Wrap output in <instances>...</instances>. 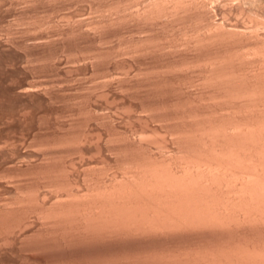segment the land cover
Here are the masks:
<instances>
[{"label": "rangeland", "instance_id": "rangeland-1", "mask_svg": "<svg viewBox=\"0 0 264 264\" xmlns=\"http://www.w3.org/2000/svg\"><path fill=\"white\" fill-rule=\"evenodd\" d=\"M212 5L213 22L239 31L238 36L228 42L210 38L212 43L203 16L194 10L177 20L140 22L135 16L140 4L131 0H0V264H157L162 256L173 260L176 255L178 261L179 253L183 259L186 252L214 250L215 245L216 250L264 243L263 225L237 226L231 233L80 238L74 228V234L61 231L75 224L58 230L46 218L61 204L76 212L107 183L119 186L135 164L179 163L182 153L197 155L204 143L198 136L202 128L209 127L211 139L226 127L244 137L247 126L232 123L240 113L251 123L260 119V125L252 124L258 140L257 130L264 126V102L258 99L264 94V0H216ZM253 22L263 27L252 28ZM222 71L226 81L229 73L235 78L225 83ZM246 91L257 96L247 99ZM216 126L221 128L215 131ZM214 142L209 148L217 152ZM229 142L227 150L238 148Z\"/></svg>", "mask_w": 264, "mask_h": 264}, {"label": "bare ground", "instance_id": "bare-ground-1", "mask_svg": "<svg viewBox=\"0 0 264 264\" xmlns=\"http://www.w3.org/2000/svg\"><path fill=\"white\" fill-rule=\"evenodd\" d=\"M132 1L134 3L136 2L137 5L140 4V8H139V10H137L135 12V16L137 15V17L139 18V21L141 19L143 23H145L146 21L147 22H151V21H155V20L160 21V18H168V17L185 18V17H183L182 13H184L188 10L189 11L194 10V11H198V13H200L203 16V20H205L204 24L209 29L208 34H205V33L204 34L207 38H209V40L211 42H212V40L210 38H212V39L220 38L223 40L226 39L228 42V41H230V38L234 34H237V36L239 35L238 34L239 31L235 32L232 30H228L226 28L224 29L221 27V24L218 25L217 23L216 24L214 23L215 21L213 22V18H212L213 14H211V10L208 8V6L210 4L212 5V2H214L216 0H143V2L144 1L146 2L144 4H143V2H141L139 0H131V2ZM131 14L132 13H130V15ZM168 20H169V18H168ZM258 20H256V21L258 22ZM254 21H255V19H254ZM259 21H261V19ZM257 22H255V23L253 22V24H251V26L253 25L252 28L253 27L257 28L259 25L260 26L263 25V24L261 25L259 23V25L257 26ZM261 23H264V21L263 22L261 21ZM223 25L225 26V24H223ZM244 25H246V24H244ZM249 25H248V27H249ZM246 27H247V25H246ZM210 30H211V32H210ZM200 36L201 35H199V38H201ZM234 36H233V38H234ZM202 38L205 39L204 37H202ZM237 38H239V37H237ZM194 39H196V38H194ZM203 39H201V40L203 41ZM201 40H200V42H201ZM192 41H193V39H192ZM207 42H209V41H207ZM224 43H226V41H224ZM224 50H226V49H224ZM238 53H240V52H238ZM236 57H238V56H236ZM223 59L225 60V58H223ZM210 64H212V62ZM214 64H216V62ZM216 72H219V71H216ZM211 74L213 75V73H211ZM217 74H219V73H217ZM229 74L231 75V77H230V75H228V77H230V79L235 78L234 74H231V73H229ZM220 75H222L221 72H220ZM224 75H225V73L223 72L222 78L225 80L226 75L225 76ZM255 76H256V74H255ZM255 76L253 75L252 77H255ZM236 77H238V76H236ZM222 78H221V81H222ZM214 79H216V78H214ZM229 80L228 81L225 80V83L228 84ZM235 80L234 81L231 80V81H233L235 83V84L234 83L233 84L236 87V83L237 84H239V83H238V79L236 80L237 82ZM260 81H262V80H260ZM218 82L219 81L215 82L216 85L221 84ZM242 83H243V81H242ZM257 84H260V82L259 83L257 82ZM230 85L233 86L231 83H230ZM230 85H228V87H231ZM249 85H250V83L247 84V86H249ZM224 86L226 87L227 85H224ZM224 86H222V87L224 88ZM243 86H245V85H243ZM219 87L220 86H218L217 88H219ZM261 87H263L262 82H261ZM232 88H234V87H232ZM252 88H253V86H252ZM245 90H248V87ZM259 90L258 91L255 90V91L259 92ZM222 91H223V89H222ZM260 92H261V90H260ZM243 93H244L243 95L246 98L249 97V95L254 96L253 95L254 92H252V91H251V93H249V92H247L246 94H245V92H243ZM254 94L256 95L257 93H254ZM260 95H259L258 99L261 97L260 99L263 101H259V102L262 103V102H264V94L262 96H260ZM251 96H250L251 99L249 98L250 100H252ZM254 98L257 100L256 97H253V100H254ZM242 99H244V97ZM242 102H246V101H242ZM257 103L258 102H256L255 104L257 105ZM247 104H249V103H247ZM242 105H240V106H242ZM261 105L264 106V104H261ZM240 106L238 107L237 105H235V107H237L236 109L240 108ZM255 109H256V107H255ZM261 110H264V109L260 108V111ZM255 111L253 112V114L255 113ZM244 115H246V114H244ZM244 115H241V113H240L238 115L239 118H237L235 116L237 119H235V117L232 116L234 118L232 123L239 125L238 127H241L240 124L241 125L244 124V127L247 126L248 129L250 127V124L252 126V124H255L257 122V124L260 125L259 124V120H260L259 118L261 116L259 115V113H258V115L260 117L258 116L259 117L258 118L256 116L259 119L258 121H256V119H254L255 115L253 116L252 119L254 121H256L254 123H251L252 121H251L250 117L249 118L247 117V119L242 118ZM262 115L264 117V113ZM233 118H230V123H229V121H225V122L232 124L231 119H233ZM248 119H250V120L247 121ZM220 122H222V121H220ZM247 122H248L249 126L246 124ZM263 122H264V119H263ZM260 123H262V122H260ZM224 124H227V123H224ZM201 125H202V127H205L204 124H201ZM205 125H207V124H205ZM208 126H210V125H208ZM253 126L251 127V129H253ZM262 127H264V126H262V124H261V128L259 127L260 130L262 129ZM217 128H221V127L216 126L214 130L216 131ZM226 128L228 130V127H226ZM226 128L222 129L223 131L219 132L217 130L218 132L217 131L215 132L216 134L219 133L217 135L215 134L216 136L214 135L215 138L212 137V139L213 138L216 139V140L213 139L215 142L208 135V132H210L208 130L209 127H208V129H207V127L205 128L206 131L204 130V128H202L201 130L199 129L200 132H198V131L197 132L200 134L199 135L197 134V135L200 137V139L203 140L201 142L202 143L204 142L201 145L202 147L200 146L201 148L198 147L199 150L201 151V152H199V150H198L199 154H198V152H196L197 155H195V153L194 154L191 153L190 156L194 155L192 157H190V156H188V157L184 156L183 157L182 155H184V153H182L183 151H181L180 153H182V154L180 155V157H182L183 160L180 159L181 162H179V163L175 162V160H174V161H169V162L166 161L167 163H165V164L163 163V165H161V164L156 165L155 163L149 164V162L147 164L144 161H143L144 162L143 165H142V163H140L141 165H138V166L135 164L136 168L132 167L134 169L131 170V168H130L129 169L130 173H127V172L125 173V176L127 175L125 177L126 179L124 178L125 181L122 182V184H119V186L118 185L112 186L111 184H110L111 186H109L108 185L109 183H107L108 186L106 185V187H105L106 189H104V187H102L103 190H101V192H100V190L97 189V191L99 192L98 194H97V191L95 190L96 195L91 194L92 195L91 196L90 193L88 192L90 195V199L89 198H88V200H87V198L84 199L87 202L82 201L81 202L82 206H80L81 205L80 204L79 208L75 206L76 212H72V210H70L71 208L68 210L67 206H66L67 209H63L62 204L61 205L59 204L60 205L59 208L60 207L61 208L60 209L58 208V210H55L56 212L50 213L51 212L50 211L49 212L50 214L45 212L47 214L46 218L47 217H48L47 219H49V217L52 218V219H50L51 221L47 220L46 218L45 219L47 220V222L49 221L53 225H55V224L59 225L57 227H60V229L57 228L56 226L50 225L52 227L57 228L58 230H61L63 228L64 224H71V225L75 224L74 227H68V228L66 227L67 226L66 225V226H64V228L61 231H64L65 233H67V232L72 233V231L75 230L74 232L75 233L79 232L80 236H81V234H84V235L86 234L85 237L90 236L89 238H91V237L93 238V236L97 235V234H99V237H102L101 235L104 236L105 234L109 235V234L113 233L112 235H114V234L116 235L117 233H119L118 235H120L123 233L122 235H127L124 233L131 234L130 232H132V234L133 233H140V234L147 233L148 234L151 232L157 233V234L158 233H162V234L163 233H168V234L172 233L173 234L174 232L180 233V232H186V231H189V232H191V231H194V232L199 231L200 232L201 231L202 233H203V231L204 232H211V231L212 232H215V231L218 232V231H220V233H222L224 231L228 232L227 229L228 230L230 228L234 229L237 226H238L237 230L239 228L241 229V227L243 229L247 228V227H251V229H252V228H254V225L255 226L260 225L261 227H262V225L264 226V131H263L264 129H262V131H260L259 129L258 130L256 129L257 131H259L257 133L260 134L259 135L260 137L257 134L256 139H258V140L254 139V136H253L254 135L253 131H255L254 129L251 131H249L250 129L249 130L246 129L250 133L249 135H248V132L244 129L247 133L245 131H243L244 133L242 132V135H244V137L246 135V137L251 138V139H248L246 141V138L242 137L240 132H238L239 134L238 133H230V132H227L225 130ZM187 129H190V127H187ZM183 130H184V128H183ZM241 131H242V129H241ZM189 132H191V131H189ZM251 132H253V133L251 134ZM183 133L186 134L187 131L186 132L183 131ZM192 133H194V132H192ZM250 135H252V136H250ZM211 136H212V134H211ZM258 137L261 139H259ZM252 138H253V140H252ZM211 140H212V142L215 143V145L216 144L218 145V146L216 145L214 147H218L221 151L219 150V151L215 152L216 148H214V151H213V145H210V148H209V144L212 143ZM250 140H252V141H250ZM229 141L232 142L231 143V145L233 144L232 147L235 144H237L238 148H235L234 151H230L231 149L227 150L229 148H227L228 146H226V143H228ZM209 142H211V143H209ZM230 142H229V144H230ZM206 144L208 146H205ZM237 145H235V147ZM211 146H212V148H211ZM224 147H226V148H224ZM188 153H190V151ZM228 153H230V154L227 155ZM173 158H172V160H173ZM247 158H249V161L247 160ZM250 159H252V161H254V162L252 163ZM165 160L166 159H164L163 161L165 162ZM148 161H149V159H148ZM135 163H136V161H135ZM137 163H138V161H137ZM216 168L218 171L216 170ZM211 170H213V171L216 170V171L213 172ZM121 173H122V171H121ZM244 174H246V175H244ZM230 175H233L232 177H234V179H232V177H230ZM123 176H121V177H123ZM235 176H237V177H235ZM113 177H114V175H113ZM118 177L116 176V178H118ZM112 179H114V178H112ZM110 181H112V180H110ZM116 181H117V179H116ZM121 181H123V180H121ZM115 184H117V183H115ZM93 186H95V185H93ZM97 187H99V185ZM69 193L70 192H68V194ZM92 193H94V192H92ZM66 194H67V192H66ZM69 195L72 196V194H69ZM73 195H75V194L73 193ZM73 199H76V198H73ZM65 203H67V202H65ZM76 203H74V204H76ZM55 206H57V205H55ZM41 213H43V212H41ZM44 223H45V221H44ZM61 226H62V228H61ZM75 227H76L77 231H76ZM73 228H74V230H72ZM234 230H236V229H234ZM230 231L232 232V229H230L229 232ZM49 232H48V234H49ZM74 232L72 234H74ZM62 234H64V233H62ZM72 234H70V235H72ZM87 234H88V236H87ZM55 235H57V234H55ZM75 235H74V237L77 238L78 233ZM84 235H82V236H84ZM51 236H53V235L51 234ZM82 236L80 238H82ZM79 237H78V239H79ZM254 241H255V243L258 242L256 240H253V242ZM249 242H252V241L250 240ZM244 243H246V242L244 241ZM255 243H253V244L251 243V245H249L250 243L249 244L246 243V245L244 247L240 246L241 248L239 247V245H242V244H239V245L234 244L233 245L234 247L231 246L228 249L226 247H224V246H226V245H224L223 246L224 248L219 249L217 247L216 250H215V247H216V245H215L213 248L214 250L205 249L206 248L205 247L203 249V252L200 250L198 253H195L196 251H194L192 253V251L190 252V250H189V252H190L189 254L187 252L183 254V259H179L180 257L182 258V254L179 253L177 255L178 261H175L176 255H174L175 258L173 257L174 258L173 260H171V258L168 259V257H167L168 261L170 260V262H168V263H166L167 259L163 260L164 257L161 255L163 259L159 257L160 260H158V261L159 262L160 261L161 262L166 261L163 264H264V246H263L264 243L263 244L261 243L262 245L261 244L256 245ZM218 245L220 246V244H218ZM222 245H221V247H222ZM236 245H238V247ZM185 254L186 255L188 254V255L186 256ZM179 255H181V256H179ZM158 256L156 255V257H158ZM146 260L147 259H145V261ZM154 264H156V263H154Z\"/></svg>", "mask_w": 264, "mask_h": 264}]
</instances>
